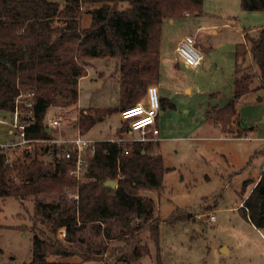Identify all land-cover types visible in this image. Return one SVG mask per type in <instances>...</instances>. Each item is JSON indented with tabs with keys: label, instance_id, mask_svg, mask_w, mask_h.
Segmentation results:
<instances>
[{
	"label": "trees",
	"instance_id": "1",
	"mask_svg": "<svg viewBox=\"0 0 264 264\" xmlns=\"http://www.w3.org/2000/svg\"><path fill=\"white\" fill-rule=\"evenodd\" d=\"M205 0H0V113L12 112L20 94H33V120L26 129L30 139L50 137L45 117L50 108L77 107L79 81L87 76L86 60L114 59L119 64L120 101L116 108H77V123L86 135L97 123L136 106L150 86H158L165 20L201 15ZM127 3L128 7L119 5ZM91 7L84 12V7ZM243 12H264V0H240ZM89 26H82L84 14ZM250 57L252 64L245 66ZM255 68V71L253 69ZM264 90V27L256 36L244 31V41L236 45L233 97L212 117L223 134L243 138L253 128H243L237 105L241 98ZM23 108V106H21ZM161 100L160 111L174 108ZM121 119V118H120ZM129 130L124 122L116 132ZM130 131V130H129ZM159 142L131 146L109 140L97 141L82 180L70 172V160L41 157L48 147L10 161L0 149V199H35L31 218L33 256L21 264L105 263L103 238L125 241L121 261L141 258L138 244L148 232L157 239L161 218L153 217L144 203L128 201L129 196L150 190L161 194L164 176ZM264 157V150L260 152ZM115 181L112 189L105 182ZM78 192L77 198L71 196ZM145 202V201H144ZM147 203V202H145ZM239 212L258 230H264V170ZM175 211L172 224L190 219ZM143 218L141 221L140 219ZM104 227V228H102ZM114 228L118 236H114ZM64 230L63 239L59 234ZM98 231V232H97ZM55 256L56 259H49ZM76 257L79 261H72ZM106 264H114L107 262ZM125 264V263H123ZM157 264H163L157 256Z\"/></svg>",
	"mask_w": 264,
	"mask_h": 264
},
{
	"label": "rangeland",
	"instance_id": "2",
	"mask_svg": "<svg viewBox=\"0 0 264 264\" xmlns=\"http://www.w3.org/2000/svg\"><path fill=\"white\" fill-rule=\"evenodd\" d=\"M239 1L205 0L201 15L178 18L173 26L165 20L163 48L164 52L168 50L170 59L161 65L157 87L160 99H168L175 107L160 112V141L149 132L127 130L115 135L124 125L117 114L97 123L84 135L97 141L122 140L128 146L142 140L145 145L158 141V152L164 167L169 169L164 176L166 189L161 194L145 190L128 198L144 203L155 220L161 218L157 239L149 238L145 232L138 244L141 258L128 263L120 260L125 256L120 252L125 241L103 238L97 231L94 242L101 244L107 259L101 264H157L158 254L163 264H264V230H258L239 212L264 168L260 154L264 150V90L244 96L237 105L241 127L253 128L243 138L223 134L212 119L233 97L235 50L242 42L241 34L245 30L256 36L264 27V12H243ZM119 7L126 8L128 4ZM89 8L85 6L84 12ZM90 22V14H84L82 26H89ZM186 36L197 39L202 54L195 69L185 65L175 51L177 41ZM107 60L110 65L106 68L105 59H90L99 71L89 66L90 77L81 81L80 107L109 109L119 105V64L114 59ZM251 64L249 57L245 66ZM145 98L146 94L139 103ZM77 115V107L50 108L45 122L60 119L62 123L61 129L50 137L59 139L81 133ZM9 140L0 125V145ZM6 152L12 162L22 157L23 149L10 147ZM41 159L49 161L45 156ZM69 191L78 196V192ZM22 203L15 198L0 199V264H21L32 259L35 199ZM176 210L189 213L190 219L168 223ZM211 216L215 221L210 220ZM62 232L60 239L64 237ZM117 234L114 228L113 237ZM71 260L79 261L76 257Z\"/></svg>",
	"mask_w": 264,
	"mask_h": 264
},
{
	"label": "built area",
	"instance_id": "3",
	"mask_svg": "<svg viewBox=\"0 0 264 264\" xmlns=\"http://www.w3.org/2000/svg\"><path fill=\"white\" fill-rule=\"evenodd\" d=\"M176 53L185 65L196 68L202 61V54L197 48V39L192 36L182 38L176 48ZM23 106V108L21 107ZM33 94H20L16 100V107L12 112L0 113V125L4 127L7 135L10 136L9 142L0 145V149L9 150L10 147H21L23 150L34 152L38 144L40 147H48L49 153L45 155L48 160H52L53 148L56 147L57 158L70 160L73 169L70 174L78 181L82 180L89 167L90 158L96 150L97 140L86 138L78 132L68 137L60 136L59 139H30L26 136V129L31 126L33 120ZM161 99L156 86L147 89L144 102L138 103L131 109L125 110L120 114L123 122L129 124L130 132L151 133L153 138L159 141L158 117L160 114ZM3 115V117H1ZM62 127L60 119L48 122V133L59 130ZM111 142L122 143V140H109ZM144 140L140 141L143 142ZM264 170V168H263ZM77 198L76 195H71ZM215 221V217H210ZM64 233V232H62ZM65 235V234H64Z\"/></svg>",
	"mask_w": 264,
	"mask_h": 264
},
{
	"label": "crops",
	"instance_id": "4",
	"mask_svg": "<svg viewBox=\"0 0 264 264\" xmlns=\"http://www.w3.org/2000/svg\"><path fill=\"white\" fill-rule=\"evenodd\" d=\"M239 3H240V1H239ZM205 13L206 14H208L207 12H206V9H205ZM167 21H170V25L171 26H173L174 24H175V21H176V19H172V20H167ZM250 30H252V29H250ZM245 31V30H244ZM244 31H243V33L241 34V40H242V42L244 41ZM163 39H164V26H163V36H162V41H161V56H160V72H161V65H162V63H163V61H165V62H168L169 61V59H170V57H169V53H168V50H166L165 52H164V48H163ZM180 40L181 39H179L178 41H177V43H176V48H177V46H178V44H179V42H180ZM176 48H175V51H176ZM86 63V65H87V68H89L88 69V75L86 76V77H84V78H82V79H80V81H79V89H80V83H81V81L82 80H84V79H86V78H88V77H90V71H91V68L92 69H95L96 71H99L98 70V68H97V65L94 63H91V61L89 60H87V62H85ZM117 63V62H116ZM110 65V61H108L107 59H105V66H106V68L108 67ZM200 65V64H199ZM89 66H91V68L89 67ZM198 67V66H197ZM196 67V68H197ZM174 70H176V68H173ZM193 69H195V68H193ZM100 73H102L103 75H106V73L104 72V71H101ZM158 88V87H157ZM79 101V100H78ZM77 108H84V107H80L79 106V104H77ZM91 108H96V107H91ZM97 109H100V108H97ZM103 109H106V108H103ZM161 112V111H160ZM159 121H160V114H159V117H158V123H159ZM119 129V128H118ZM117 129V130H118ZM160 131V130H159ZM117 132V131H116ZM88 134V133H87ZM86 134V135H87ZM115 135H116V133H115ZM114 135V136H115ZM160 136V135H159ZM113 137V136H112ZM105 140H110V139H104L103 141H105ZM102 141V140H101ZM160 141V140H159Z\"/></svg>",
	"mask_w": 264,
	"mask_h": 264
},
{
	"label": "water",
	"instance_id": "5",
	"mask_svg": "<svg viewBox=\"0 0 264 264\" xmlns=\"http://www.w3.org/2000/svg\"><path fill=\"white\" fill-rule=\"evenodd\" d=\"M105 186L115 189L117 187V183L115 181H107L105 182Z\"/></svg>",
	"mask_w": 264,
	"mask_h": 264
}]
</instances>
